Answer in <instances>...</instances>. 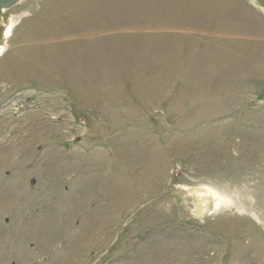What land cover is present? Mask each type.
Segmentation results:
<instances>
[{"label":"rangeland","instance_id":"1","mask_svg":"<svg viewBox=\"0 0 264 264\" xmlns=\"http://www.w3.org/2000/svg\"><path fill=\"white\" fill-rule=\"evenodd\" d=\"M0 49V264H264V0H21Z\"/></svg>","mask_w":264,"mask_h":264},{"label":"bare ground","instance_id":"2","mask_svg":"<svg viewBox=\"0 0 264 264\" xmlns=\"http://www.w3.org/2000/svg\"><path fill=\"white\" fill-rule=\"evenodd\" d=\"M137 1V0H136ZM18 3V2H17ZM138 3V2H137ZM16 4V3H15ZM14 4V5H15ZM66 7V6H65ZM105 9V8H104ZM161 13V12H160ZM63 14V13H62ZM108 16V15H107ZM136 19V18H135ZM70 23V22H69ZM59 24V23H58ZM56 26V25H55ZM160 27V26H159ZM110 28V27H109ZM69 29V28H68ZM167 30V29H166ZM139 36V35H138ZM164 37V36H163ZM175 38V37H174ZM136 42V41H135ZM70 44V43H69ZM81 48V47H80ZM142 48V47H141ZM236 49V48H235ZM67 51V50H66ZM212 51V50H211ZM214 51V50H213ZM223 52V51H222ZM229 52V51H228ZM209 53V52H208ZM242 53V52H241ZM240 54V53H239ZM231 56V55H230ZM83 60V59H82ZM85 67V66H84ZM147 71V70H146ZM105 78V77H104ZM112 85V84H111ZM171 86V85H170ZM110 87V86H109ZM108 87V88H109ZM129 89V88H128ZM112 90V89H110ZM75 91V90H74ZM106 93V92H105ZM74 94V93H73ZM111 94V92H110ZM109 96V95H108ZM112 96V95H111ZM78 98V96H76ZM114 97V96H113ZM112 97V98H113ZM163 97V96H162ZM81 98V97H80ZM83 98V97H82ZM86 99V98H85ZM89 99V98H88ZM90 101V100H89ZM88 101V102H89ZM83 102V101H82ZM92 102V101H90ZM107 104V103H106ZM85 106V105H84ZM102 110V109H101ZM102 112V111H101ZM100 112V113H101ZM34 139V138H33ZM181 148V147H180ZM176 150V149H175ZM152 151V150H151ZM178 151V150H177ZM124 153V152H123ZM206 183V182H205ZM207 184V183H206ZM213 186V185H212ZM125 189V188H124ZM214 191V190H213ZM211 190H205L201 188H194V198L196 199L193 207V214L194 216H202L204 215L208 208L210 207V201L212 200L215 204H221V202H224V197L220 196V194H217V192H213ZM220 191V190H219ZM132 192V191H131ZM223 192V191H222ZM229 193V192H228ZM223 194V193H222ZM227 198V197H226ZM3 198L0 197V202L2 203ZM81 204V203H80ZM87 204V203H86ZM223 206V205H222ZM215 208V207H213ZM212 208V209H213ZM213 211V210H212ZM85 213V212H84ZM78 215V214H77ZM80 215V213H79ZM57 218V217H56ZM88 218V217H87ZM69 219V218H68ZM57 221V220H56ZM55 221V222H56ZM54 222V221H53ZM69 222V221H68ZM60 223V222H59ZM56 226V225H55ZM54 228V227H53ZM57 228V227H56ZM55 228V229H56ZM58 237V236H57ZM67 244V243H66ZM84 244V243H83ZM106 244V243H105ZM163 251V250H162Z\"/></svg>","mask_w":264,"mask_h":264},{"label":"water","instance_id":"3","mask_svg":"<svg viewBox=\"0 0 264 264\" xmlns=\"http://www.w3.org/2000/svg\"><path fill=\"white\" fill-rule=\"evenodd\" d=\"M21 0H0V9L6 10L11 8L15 3L19 2Z\"/></svg>","mask_w":264,"mask_h":264},{"label":"snow or ice","instance_id":"4","mask_svg":"<svg viewBox=\"0 0 264 264\" xmlns=\"http://www.w3.org/2000/svg\"><path fill=\"white\" fill-rule=\"evenodd\" d=\"M0 51H2V49H0Z\"/></svg>","mask_w":264,"mask_h":264}]
</instances>
